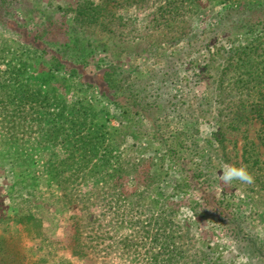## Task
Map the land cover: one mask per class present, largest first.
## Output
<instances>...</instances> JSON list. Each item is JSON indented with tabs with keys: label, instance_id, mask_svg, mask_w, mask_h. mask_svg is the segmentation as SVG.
Listing matches in <instances>:
<instances>
[{
	"label": "rangeland",
	"instance_id": "rangeland-1",
	"mask_svg": "<svg viewBox=\"0 0 264 264\" xmlns=\"http://www.w3.org/2000/svg\"><path fill=\"white\" fill-rule=\"evenodd\" d=\"M257 111L264 0H0V264H264Z\"/></svg>",
	"mask_w": 264,
	"mask_h": 264
},
{
	"label": "clouds",
	"instance_id": "clouds-1",
	"mask_svg": "<svg viewBox=\"0 0 264 264\" xmlns=\"http://www.w3.org/2000/svg\"><path fill=\"white\" fill-rule=\"evenodd\" d=\"M219 179L224 184H231L233 181H240L244 184H252L254 182L253 175L248 171L245 165L237 167L231 164H224Z\"/></svg>",
	"mask_w": 264,
	"mask_h": 264
},
{
	"label": "trees",
	"instance_id": "trees-1",
	"mask_svg": "<svg viewBox=\"0 0 264 264\" xmlns=\"http://www.w3.org/2000/svg\"><path fill=\"white\" fill-rule=\"evenodd\" d=\"M58 45V44H57ZM256 117L259 118V119H262L264 118L263 115L260 113V111H257L256 113ZM262 121V120H261Z\"/></svg>",
	"mask_w": 264,
	"mask_h": 264
}]
</instances>
